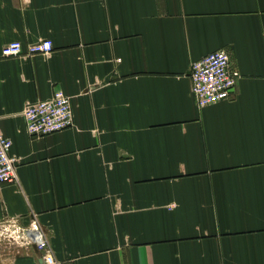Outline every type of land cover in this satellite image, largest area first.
I'll return each mask as SVG.
<instances>
[{"label": "crops", "instance_id": "0c3cea01", "mask_svg": "<svg viewBox=\"0 0 264 264\" xmlns=\"http://www.w3.org/2000/svg\"><path fill=\"white\" fill-rule=\"evenodd\" d=\"M218 49L240 77L200 107L191 64ZM58 90L73 126L31 136ZM0 128V230L38 223L57 264H264V0H0ZM43 256L0 239V264Z\"/></svg>", "mask_w": 264, "mask_h": 264}, {"label": "built area", "instance_id": "2783aa9c", "mask_svg": "<svg viewBox=\"0 0 264 264\" xmlns=\"http://www.w3.org/2000/svg\"><path fill=\"white\" fill-rule=\"evenodd\" d=\"M50 38L24 45L21 41H11L2 48L4 57L20 55L49 54L54 50ZM190 77L192 94L198 105L205 107L230 99L240 77V71L231 66V57L226 49H218L191 64ZM28 133L34 137L63 131L74 124L71 98L61 90L55 91L51 98L40 100L26 106L23 112ZM13 141L5 136L0 128V189L5 183L17 181V162L11 154ZM22 244L36 245L44 252L46 264H57L49 249L46 233L41 226L32 222L24 229H16Z\"/></svg>", "mask_w": 264, "mask_h": 264}, {"label": "rangeland", "instance_id": "374dc122", "mask_svg": "<svg viewBox=\"0 0 264 264\" xmlns=\"http://www.w3.org/2000/svg\"><path fill=\"white\" fill-rule=\"evenodd\" d=\"M4 232H6V233H4ZM17 236H18V233L16 234L14 232V230H7V231L6 230L2 231V229L0 230V239L4 240L7 237V238L12 239V242L14 241V243H16L17 245L18 244L28 245V244H22V242L20 241V239Z\"/></svg>", "mask_w": 264, "mask_h": 264}]
</instances>
